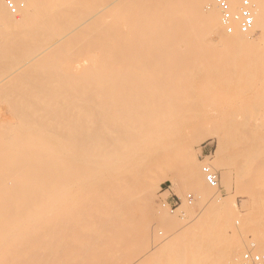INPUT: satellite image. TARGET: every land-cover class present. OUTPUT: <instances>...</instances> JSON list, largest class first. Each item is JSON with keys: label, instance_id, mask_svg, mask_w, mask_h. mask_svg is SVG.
<instances>
[{"label": "bare ground", "instance_id": "bare-ground-1", "mask_svg": "<svg viewBox=\"0 0 264 264\" xmlns=\"http://www.w3.org/2000/svg\"><path fill=\"white\" fill-rule=\"evenodd\" d=\"M13 1L19 7L17 17L7 12L5 0H0V63L10 48L22 46L23 38L31 35L33 43L41 45L32 54L33 60L40 62L41 77L22 76L28 73V69L23 72L24 63L0 75V108L9 113L0 119V264H95L101 251L117 247L124 236L121 221L126 209L122 207L137 196V188H151L157 180L147 178L151 168L174 169L178 161L188 164V184L203 195L200 206L210 200L218 202L225 210V221L220 224L230 226L233 235L226 236L212 223L194 226L185 216L197 218L198 212L183 204L175 211L184 222L179 229H168L161 236L158 225L140 231L138 225L136 232L141 234L138 232L134 246L141 251L130 264L145 262L147 257L151 264H161L162 258L167 262L162 264H236L249 244L261 252L264 209L235 227L233 218L239 211L227 209L218 188L206 192L201 170L189 160V151L193 143L210 135L218 137L221 147L231 134L246 144L262 140L264 153V121L219 122L221 117H213L180 122L182 116L173 121L146 113L127 115L130 101L127 94L128 102H123L124 94L133 89H128L130 84L124 80L128 78L129 83L132 76L124 73L125 79L120 69L126 39L118 21L111 24L98 19L100 11L121 0H100L93 5L94 0ZM239 2L229 0L234 11ZM30 4L36 7V14L30 12ZM144 6L145 12L131 22L142 31L127 45V59L134 61L138 59L136 49L162 38L151 25L147 10L151 6ZM182 6L187 9L167 16L174 22L173 34L158 42L162 54L172 58L168 73L183 74L189 63L192 68L205 61L209 51L228 54L245 49L252 44L254 29L261 30L264 41V0H253L254 25L247 32L240 29L238 21L232 22L233 32L226 31L213 0H184ZM196 21L210 32L220 30V41L207 47L210 44L203 35L192 40L185 37L188 26ZM181 44L186 49L181 50ZM77 58L75 72L69 62ZM85 58L87 62H83ZM154 82H146L145 89L152 88ZM165 91L171 96L170 90ZM146 151H150L146 159L151 158L147 161L152 163L145 159L142 165L139 159ZM255 168L249 176L264 179V166ZM164 179L170 176L164 174ZM132 191L136 193L132 195ZM247 193L253 204L264 200V186H252ZM159 216L169 219L166 210Z\"/></svg>", "mask_w": 264, "mask_h": 264}, {"label": "rangeland", "instance_id": "rangeland-1", "mask_svg": "<svg viewBox=\"0 0 264 264\" xmlns=\"http://www.w3.org/2000/svg\"><path fill=\"white\" fill-rule=\"evenodd\" d=\"M98 1L100 0H94L93 3L91 2V5ZM183 1L184 0H121L120 2L111 4L98 14V19L104 23L109 22L112 24L114 21H118L117 24L121 29L123 38L124 40L126 39L125 42L123 41L124 48L122 50L124 51L120 54V65L122 64L123 66L120 69L121 71L123 70V76L125 73L133 77L129 76L133 81L131 84L132 81L129 79L128 83V78L126 79L124 76L126 79L124 80L125 84H127V86L130 84L128 89H133V91L128 90L124 94L123 102L126 96H130L126 98L130 102L127 100L125 101L126 103L128 102L129 105L127 115H143L146 113L145 115L152 114V116L155 117H169L168 119H172L173 121L177 120L179 116H182L183 118L179 120L180 122L206 121L213 117H221L219 122L252 123L264 121V41L262 40L260 29H254L252 32V44L246 46L245 49L236 50L228 54L221 51H209L204 57L205 61L199 62L197 65L192 66V68L189 63L188 67L183 70V74L181 72H179L181 75L172 71L169 72L170 74L167 72L170 70L167 65L170 64L169 60L172 58L169 59L166 54H162V51H160L161 46L158 42H162L161 39L167 40L173 34L175 25L174 22L172 23L167 20V16H169L168 14L172 11H184V9H187V7L182 6ZM145 3L151 6V8H147V10L149 9L150 11V18L152 19L151 25L154 26L153 29L159 32V35L162 34V38L153 41L151 44L142 45L138 49L132 46L133 50L136 49L134 54L136 52L138 56V59L134 61L132 59H127L129 57L127 56V45L131 46L129 43L136 37L135 34L138 35L139 32L142 31L139 30L140 28L138 25L136 27V25L131 22H134L136 17L145 12ZM6 9L8 10L7 12L16 17L20 15L19 7L16 14L10 12L8 8ZM29 9H31L30 12L32 14L37 13L36 7L31 4L29 5ZM192 9L193 13H197L193 6ZM201 35L205 37L206 43L210 44L207 45V47H212L220 41L222 34L220 30L213 32L208 31L203 24L197 21L189 25L185 32V37H189L191 40ZM22 42L24 43L22 46L16 49L10 48L8 55L2 59L0 63V75L3 76L4 73L8 74L19 64L24 63L26 68L23 72L28 69V73L25 72L22 76L27 75L30 78L41 77L40 62L32 58L33 52L40 49L41 45L34 44L31 35H26ZM41 44L43 45V42ZM180 47L181 50H184L187 46L181 44ZM190 47L199 46L190 45ZM246 48L248 49L246 50ZM133 50H131L132 53ZM80 58L69 62L75 72H77V69L73 67L79 63L78 61ZM158 59H161V61ZM87 61L88 60L85 58L83 62ZM111 65L112 63H109L110 67ZM148 80H154L155 85L146 90L145 84L150 82ZM167 89L171 91L169 95L172 97L165 93ZM128 92H131V94ZM143 108L145 109L142 110ZM8 115L9 113L6 109L0 108V119L8 117ZM230 135L231 134L225 138L223 146L221 147L219 139L215 135L207 136L203 141L193 143L190 150L191 152L189 151V160H193L196 164L195 168H197L198 171L201 170L199 173L203 176L202 182L203 185H205L204 188L208 190L205 191L209 193L212 191V188H218L221 201L225 202L227 209L231 210L233 213H236L237 210L239 211L240 215L238 216L236 213L235 215L237 217L235 216L236 218H233V220H235L233 221V225H235V227H240L247 223L249 218L252 216L254 217L256 212L264 209V200L260 203L253 204L247 193L252 186H264V179L259 178L256 180V178L253 179L250 177L252 173L250 172L251 170L258 169L255 167H259V165L264 166V153L261 151L263 141L260 140L246 144L240 141L241 138L238 135H235V137ZM150 155V151H146L141 155V157H143L139 159V162L141 161L143 165L144 162L142 163V161H145L146 156L150 157ZM149 157H147L145 163L148 162L147 160H151ZM181 162L182 164L179 163V161L176 162L173 167L174 169H163L160 165H155V167L153 166L151 168L153 171L151 170L146 176L147 178L152 177L157 180L153 183L151 188H137V193L135 192L136 190L132 191V195L136 193L138 197H133L134 200L132 199L130 203L122 207L123 210L126 209L123 215L125 218L122 217L123 220L121 219L123 221H121V224L124 230V236L117 247H112L103 252L101 251L98 258L95 260L96 263L130 264L132 258L141 251L139 249L136 250L134 246V239L139 235V231L144 230L146 226L154 224L158 225L157 228L159 227V234L161 236L165 235L168 229H179L184 222L179 220L180 216L178 213H175V211L179 206H183V204H186L190 209L198 212L197 218H192L190 214L185 216L186 219L190 217L189 220H191V224L194 226L197 224L204 225L205 223H212L223 231L226 236L230 237L231 234L233 235L230 226L220 224L225 221L224 215L222 216L225 210L218 205V202H210V200L205 206H200L203 195L199 189L194 186L191 187V185L188 184V182L190 183L187 171L189 167L187 162ZM204 165H210L214 171L217 172L219 180L218 187H211L206 183L204 174H202V167ZM164 174L169 175L170 179L165 180ZM225 178L229 181L228 183ZM207 198L206 200L210 199L208 196ZM261 199H264V196H262ZM161 210H166L169 219L160 218L159 215ZM181 218L183 217L181 216ZM138 225L139 231L136 232V230H138ZM126 230H128V232ZM251 237L252 236L249 235L248 239ZM259 242L260 248L264 250V234ZM144 260L145 262L143 261L140 264H151L152 262L150 257ZM160 261H162V263H167L166 259L163 258Z\"/></svg>", "mask_w": 264, "mask_h": 264}, {"label": "built area", "instance_id": "built-area-1", "mask_svg": "<svg viewBox=\"0 0 264 264\" xmlns=\"http://www.w3.org/2000/svg\"><path fill=\"white\" fill-rule=\"evenodd\" d=\"M5 2L10 12L13 14L18 12V6L13 0H5ZM213 3L220 10L225 29L229 33L233 32V21H238L240 29L244 32L250 31L253 28V0H240L237 11L232 9L229 0H213ZM202 171L206 183L211 187H218L219 180L217 172L210 165H204ZM237 264H264V250L258 252L255 250L253 244H249L243 250Z\"/></svg>", "mask_w": 264, "mask_h": 264}]
</instances>
